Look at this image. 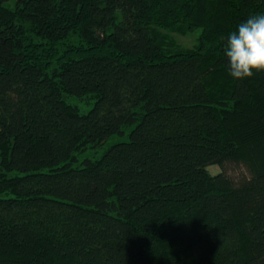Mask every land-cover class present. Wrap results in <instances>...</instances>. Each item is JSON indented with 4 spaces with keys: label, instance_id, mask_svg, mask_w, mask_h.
Returning <instances> with one entry per match:
<instances>
[{
    "label": "trees",
    "instance_id": "trees-1",
    "mask_svg": "<svg viewBox=\"0 0 264 264\" xmlns=\"http://www.w3.org/2000/svg\"><path fill=\"white\" fill-rule=\"evenodd\" d=\"M261 12L0 0V264H264V71L221 53Z\"/></svg>",
    "mask_w": 264,
    "mask_h": 264
},
{
    "label": "clouds",
    "instance_id": "clouds-1",
    "mask_svg": "<svg viewBox=\"0 0 264 264\" xmlns=\"http://www.w3.org/2000/svg\"><path fill=\"white\" fill-rule=\"evenodd\" d=\"M221 39L232 78L243 80L264 71V12L250 14Z\"/></svg>",
    "mask_w": 264,
    "mask_h": 264
},
{
    "label": "rangeland",
    "instance_id": "rangeland-1",
    "mask_svg": "<svg viewBox=\"0 0 264 264\" xmlns=\"http://www.w3.org/2000/svg\"><path fill=\"white\" fill-rule=\"evenodd\" d=\"M199 31L200 30H196L195 32L174 33L172 34V37L181 49L189 50L197 45ZM222 172L234 182H239L243 175H247V171L244 167L234 164H227L224 169L220 167H212V174H219Z\"/></svg>",
    "mask_w": 264,
    "mask_h": 264
}]
</instances>
